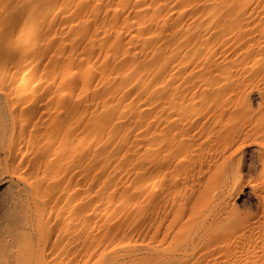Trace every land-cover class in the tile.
<instances>
[{"label": "rangeland", "instance_id": "374dc122", "mask_svg": "<svg viewBox=\"0 0 264 264\" xmlns=\"http://www.w3.org/2000/svg\"><path fill=\"white\" fill-rule=\"evenodd\" d=\"M27 1H31V0H18V1L2 0L0 4V11L1 13L6 14L9 13L11 7L16 6L18 9L17 15L19 17H22V15L24 14L22 9ZM33 1L37 2L39 5H43V3L45 2V0H33ZM121 1L122 3L120 2V0H114V1L106 0V2L105 0H83V1L82 0L80 1L50 0L51 5L45 8V13H43L44 17L39 16L38 19L35 18L32 27V30H36L35 32H39L41 29H44L45 24L47 28L50 27L49 30L47 31V34L45 35L44 40L39 45H35L33 41L31 43L32 45L29 46L28 52H23L21 54L19 63L16 65L12 61H10V59L7 60L8 58L0 60V90H2L1 92L6 91L11 87H12L11 90L17 91L18 87L20 86L22 87L25 84V81L27 82L28 79L33 78L32 84H29V86H27V89L25 91L27 92V94H29L30 96L29 99L34 101L33 98L36 99V97H39L37 95L40 94L46 96L45 100L47 98L49 99L48 104L46 105H45L46 102L43 100L42 102L41 101L38 102L37 104L38 106L34 107V105L33 106L29 105L30 107L24 110L23 115L21 116V119L23 120L21 122L22 137L18 142L15 141L11 142L9 141L10 135L8 134H11L12 132V128H10L12 124L10 123V121L12 119L13 122L14 118L11 113L9 114L7 112L10 111V107L3 100L5 96L2 93H0V96L3 95V97H0V99L2 98L1 99L2 101L0 100V215H1L0 239H2L5 235L4 233L7 224L10 223V225H13L11 226V228L13 229L20 228L21 221L16 220L19 217L22 218V220L24 221L27 218L26 222L27 221L34 222L36 220V217L38 216H40V218L47 219L49 217H53L54 212H57L60 215H62L59 217L60 219L72 218L73 217L72 213L76 208L75 207L76 204L77 207L80 208L89 207V209H91V214L88 218V220L90 221L99 220L102 217V215L106 213L107 210L115 208L114 211L116 212L117 217L112 221L114 222V227L115 228L125 227L129 223H134L137 220H139L140 216L145 211L144 204L146 203L147 200H149L148 202H152L153 200V203L155 204L156 202H158V200H160L161 190L164 184L166 183V181H168L171 176H172L171 180L175 181L177 184L175 186L179 187L180 189L178 202L181 205L179 207L180 208L179 210L180 211L184 210L185 205H183L182 202H184V198L189 194L190 191L193 190L195 191L197 189V187L200 184V177L198 176L199 174L197 173L195 174L190 171L192 169L191 166L195 165L193 164L192 161L193 155H191V157L186 155V157H184L185 159L181 158L177 162V167L174 168L175 170H173V168H170L169 170H163L160 172L157 171L159 169L158 162L164 160L165 156L167 157L168 155L165 154L163 149H161L160 147V143H159L160 137L157 132L158 128L157 129L155 128L157 127L158 125L157 122L159 123L160 118L158 117L157 114H155V111H157L159 105V100H156V98H158L161 93H174V92H179L181 89V86L179 85L180 74L177 73V69L179 70V67H177V65L174 63L175 61L173 62V60L170 59L171 68L175 66L176 69H175V75L167 79L168 75L171 72L167 73L165 71L167 61L164 63V61H161V58L163 55V50L166 49L167 52L169 50L171 51L173 47L179 42H181V40L183 39L184 36L182 34H184L185 32L184 21L186 17H189L190 20L196 19V23L198 25V30H199L197 31V33L203 34L205 36H210L209 33L212 31L214 25L215 26L218 25L220 26L221 24L224 25L226 22H228L229 19H232L234 20V23H237V25L233 26L232 29H226L223 32V34L220 36V38L213 40L211 36V38H209L210 40L208 41V45L210 46L213 45V46L224 47V51L226 53L225 54L226 59L224 65L226 71L222 70L223 75L220 74L221 80L218 81L216 88L223 86L226 83L229 74L230 90L226 94V102L229 107L231 105L238 107L239 112L236 117L231 118L227 122L228 126L239 127L243 124L242 126L246 127L247 123L249 122L251 110L256 109L257 104L259 102L258 98H255L256 92L258 93L259 91L261 93H264V88H263L264 61L262 60L255 63L251 70L245 68V66L247 65H243L242 63L243 60L241 58L240 51L238 50L239 46L237 43V35L238 33L242 32L245 29L247 30L250 29L252 31L253 37L259 35L258 29L261 27L260 24L261 22L258 23V21H259V17L264 16L262 15L264 14V0H254V1L253 0H217V2L216 0H161V1L160 0H148V1L121 0ZM200 1H202V3ZM83 2L85 3L83 4ZM225 4L226 6H228L229 4L231 5L236 4L235 11L228 19H226L227 17L226 13H230V12L224 11L223 7L225 6ZM17 5L18 6L20 5V7H18ZM76 5L81 10L79 12H83V13H78V14L76 13L77 10H79ZM122 5L124 9L123 7H121ZM150 5L152 8L150 7ZM143 6L145 8H143ZM106 8H108V11L106 10ZM140 8L141 9L143 8L142 11L143 10L144 11L142 12ZM185 8L187 9L185 10ZM56 9L59 10L61 13L59 11H56ZM112 9H116V10L111 11ZM179 9L181 10L180 12ZM118 10H120V12ZM121 10H123L124 12H122ZM53 11L56 12L53 14L52 13ZM170 11H174V14L172 15L173 12L170 13ZM116 12L118 14H116ZM121 12L124 16L121 14ZM96 13H98V15ZM240 13L244 15L241 16L239 15ZM51 15L53 16L50 17ZM60 15H63L65 19H63V16H61L62 17L61 18ZM103 15H105L104 18ZM120 15H122V18L120 17ZM56 16L57 18L56 20H54V17ZM85 16L87 18H85ZM97 17L99 18V20ZM209 17L210 20L208 21ZM49 18L50 20L52 19L53 21L51 20L52 21L51 22L50 20H48ZM102 18H103V22L105 23L101 21ZM85 20H87L86 22L91 24V27L88 23L87 25H85L86 24L84 22ZM157 20L159 21V23ZM175 20L178 21L179 24L184 26L183 27L178 26L177 28L176 27L172 28L171 25ZM243 20L244 22H242ZM245 20H248V22ZM54 21H56V24L55 23L53 24ZM82 22H84L85 24ZM73 23L76 24L73 25ZM81 23L82 26H79ZM17 24L18 25L16 26V29H18V33L13 34L12 36L13 38L12 41L13 40L14 41L13 42L9 41V43H7L6 42L7 38H5L2 47L0 49V52L8 53L9 51L6 49L13 48V44L15 48L16 47L21 48L22 46L29 44V42L26 43V41L27 39L31 38L30 35L34 32L31 31L30 29L29 30L30 33L28 32L29 35L28 33L27 35H25L24 34L25 30L23 29V27L19 25L20 18L17 20ZM62 26H64V28ZM67 26H69L68 27L69 29L67 28ZM76 26L77 28H75ZM104 26H106V28H104ZM71 27L73 28L70 29ZM93 27H95L94 28L95 31L97 30L96 32L93 31ZM82 29L84 30L81 33H79L80 30ZM113 29L117 31H114ZM88 30H90L89 31L90 33L87 32ZM107 31L108 32L110 31L109 32L110 35H108ZM118 31L120 34L117 33ZM17 34L24 35L25 38L24 36L21 37L18 36ZM52 34L54 35L51 37ZM78 34L80 35V37H78ZM113 35L114 38H112ZM120 35L122 38H120ZM164 36H166V40L163 46H161ZM92 39L94 40V42L91 41ZM47 41L48 43H46ZM125 41H127L126 42L127 44L125 43ZM83 42L86 43L83 44ZM91 42L93 43V46H91L92 45ZM248 42L250 43H247V45L251 47V49L253 50H256L257 47L259 46L258 44H260V40L258 42V39L256 38L253 39L251 38ZM9 44H11L10 47ZM128 44L130 45V48ZM44 45H46V47L49 45V48H45ZM61 45H63L62 48H60ZM107 46L108 47L111 46V47L108 48ZM94 47L95 49H97V50L93 49L95 52L92 50V48ZM44 48L47 50H45ZM103 51H105L104 52L105 54H103ZM106 53L110 54L109 57ZM51 54L53 56L55 55L56 57H53ZM104 56H105V62H102L104 59L102 61L101 59ZM106 56L109 58V60L108 58H106ZM98 58H100V60ZM2 60L3 61L5 60V62L2 63L3 62ZM34 61H39V63ZM3 64L4 65L6 64V68L3 67L4 66ZM73 64H82V66L86 69V72H84L83 75H81V78L76 74H74L73 76L70 75L67 76V78L64 80L61 79L60 73L63 65L73 66ZM29 65H31V67H29ZM33 68L35 69L36 72H34ZM157 69L159 70L157 71ZM32 70L34 72V75H32L33 73ZM95 70L98 71L96 72ZM248 70H249L248 74H245L244 71H248ZM255 70L260 72V74L257 75L254 72ZM5 74L7 77L5 76ZM253 74L257 75L258 77L253 76ZM23 75H25L26 77L23 78ZM165 75H166L165 80L162 82V78ZM85 76L86 78H84ZM57 77L58 79L56 80ZM67 80L69 81V83L67 82ZM101 81L103 82V84ZM54 82H56L55 85ZM177 83L179 86L178 85L175 86ZM258 83L260 86L258 85ZM95 87L96 89L98 87L99 88L94 91ZM225 87L227 91L228 86L225 85ZM246 87L247 90H245ZM83 88L86 90H82ZM238 89H240L239 92ZM77 92H79V94ZM83 92H86L87 94H82ZM61 93L63 94L65 93L64 96L63 94L61 95ZM33 95H35V97ZM82 95L83 96L86 95V96L83 97ZM71 97L73 98L71 99ZM75 97L77 100L74 99ZM249 97H251V99H249ZM112 98H114V100H112ZM253 99L256 101H254ZM4 105L7 106L9 110ZM252 105H254L253 106L255 107L254 109ZM5 108L7 110H5ZM46 112H48L49 115L46 118V120H44L41 117ZM59 112L62 113V115ZM9 116L12 118H10ZM79 117L81 118L79 119ZM8 124L9 125L11 124V126H9ZM2 128L6 130L4 131ZM42 132H44L45 135H42L43 134ZM4 137H6V139ZM249 140L241 144V145L245 144V146L239 145L238 146L239 149L237 147V151H235L234 153L235 158L233 156L232 162L235 163L234 165L235 167H237L240 174L243 173L242 176H244L243 179L245 182L250 183L249 181L251 182L255 181L257 183L258 182L257 180H260V176L262 174L264 175V171H262L264 169L262 168L261 165H259V162L256 160L258 159L257 156L259 151L256 148L255 142L253 140H251L253 142L251 141L249 142ZM60 142H62L66 146L67 149L66 155L65 154L59 155L60 152H58V154H54L53 152L54 148ZM13 144L15 146H13ZM248 144H250L251 146ZM253 147L255 148V151ZM27 148H29V150ZM243 149L244 150L246 149L245 152ZM252 150L256 154L252 152ZM24 153H25V157L23 156ZM242 153L244 157L241 160ZM248 153H250L249 158H251L252 156L251 160L253 159L254 162L253 164L252 161H250V159L247 158L249 160L248 161L245 158L246 154L248 155ZM27 157L31 158L32 160L30 164H28L30 168H26ZM46 158L50 160H47L48 161L47 162L45 160ZM53 158H55L54 159L55 161L51 162V159ZM49 162L52 163L51 167L56 169V174L52 178H48V176L45 174L44 171L45 167L49 166L48 164ZM248 162H251L250 165L251 164L254 165L256 162V164L254 165L255 168L254 171H253V167L251 168ZM4 165L6 167H4ZM240 165H242L244 168L241 166L242 167L241 169ZM247 166L249 167L250 170L251 169L252 170L248 171ZM5 168L6 171H4ZM244 169L246 172L244 171ZM247 171L250 174H248ZM258 171L259 172L261 171L260 174L262 172L263 173L260 175ZM157 174H159V177L157 180H154ZM255 174L256 177L254 176ZM34 175L37 177L35 178ZM246 175L247 178H245ZM15 176H19V177L26 176V177L22 178L24 179L23 181L21 178ZM17 179L18 181H16ZM26 181L29 182L25 183ZM85 182L86 183L88 182L87 185H84L86 184ZM124 183H127V185H125ZM10 185L13 186L12 189ZM16 186H19V188L17 187L18 190ZM24 186H26L27 188ZM75 186H77L76 189L74 188ZM20 187H21V191L24 188H26V191L29 189L31 191L18 193V191H20ZM247 188H249V190H247L249 193L246 191ZM72 189L74 190L71 191ZM250 189L251 187L247 185V187H243L242 192L240 195H238V197L233 198L234 200L233 199L231 200L230 198L227 199L226 202L228 203L229 209L232 205L242 206V207H238V211L242 216H246V217L256 216L259 213V210L257 209V203L255 198L253 199L254 196L252 193V189H251L252 194L250 193ZM10 190L12 191L15 190V191L14 192L11 191L10 193ZM37 190L44 191L42 197H39V195L36 193ZM146 190L149 191V193H146ZM23 191H25V189ZM245 191L248 193V196L250 197L248 198L250 200L246 198L247 193ZM6 194L7 196L14 195L12 196L14 198H10L9 196H8L9 198L6 197ZM27 194L31 195L35 200L33 198H32L33 200L28 199L31 198V196ZM121 194L126 195V198L130 199V201L128 200L129 203H126L125 200H121V198H119ZM19 195L22 198L21 197L19 198ZM24 195L27 197V199H25L26 197ZM6 198L11 199L12 201ZM15 198L16 199L18 198L17 199L18 203H15L16 201ZM24 200L25 202L26 200L28 201L25 203ZM241 200L243 201L242 204L245 203V201L249 203L248 205L247 203H245V205L249 207L243 206L244 204L239 205L240 204L239 201ZM1 201L3 202V204ZM32 201L36 203L33 204ZM249 201H251V204ZM218 202L219 200H217V198L214 197L213 199L208 200L206 203H204L205 206L202 207V216L200 218L201 219L205 218L207 215L216 212L219 209L218 205H220L218 204ZM10 204L11 206H8ZM36 204L38 205V207L36 206ZM3 206H6L7 210L6 207ZM1 208L3 209L2 212H1ZM17 208L19 210L21 208L22 209L19 211ZM35 208L37 209L39 208V209L37 210ZM248 208H250V210ZM207 209L209 210L207 211ZM12 210L13 213L11 212ZM36 211H38V213L40 211V214L35 213ZM8 212L11 214V216H8L10 215ZM22 213L24 214L22 215ZM233 213L235 214L234 211ZM19 214L23 217H21ZM204 215L205 217H203ZM3 220L6 222L3 223ZM122 244H124L123 246L126 245L125 242L121 243V246ZM116 247H118V244H116Z\"/></svg>", "mask_w": 264, "mask_h": 264}, {"label": "bare ground", "instance_id": "6f19581e", "mask_svg": "<svg viewBox=\"0 0 264 264\" xmlns=\"http://www.w3.org/2000/svg\"><path fill=\"white\" fill-rule=\"evenodd\" d=\"M1 1L2 0H0V4H1ZM105 2H106V0H105ZM120 2L122 3L121 0H120ZM200 2L202 3V1H200ZM207 2H209V1H207ZM216 2H217V0H216ZM15 3H17V2H15ZM84 3L85 2H83V4ZM129 3H132V2H129ZM231 3H233V2H231ZM112 4H114V3H112ZM145 4H146V2H145ZM50 5H51L50 0H45L43 5H39L37 2H35L33 0L27 1L24 5L23 9H22L23 13H24L22 15V17H19L17 15L18 9L16 6L11 7L9 10V13H6V14L1 13V11H0V49L2 47V44H3L5 38H7L6 39L7 43H9V41H11V42L14 41V40L12 41V39H13L12 36H13V34L18 33V29H16V26L18 25L17 20L19 18H20V24L19 25L21 27H23V29L25 30V33H24L25 35H27V33L29 32L30 29H31V31L34 32L30 35L31 38L27 39V41H26V43L29 42L28 45H24L21 48H18V47L15 48L14 44H13V48H9L12 43L9 44V47H7L9 49H6L9 52L8 51H6L8 53L0 52V60L8 58L7 60L10 59V61H12L16 65L19 63V59H20L21 54L23 52H28L29 46L32 45L31 43L33 41H34L33 43L35 45H39L44 40L45 35L47 34V31L49 30L50 27L47 28V26H45L46 25L45 24L44 25L45 28L41 29V30L39 29L40 30L39 32H35L36 30H32V27H33L35 18L38 19L39 16L44 17L43 13H45V8H47ZM125 5H127V4H125ZM159 5H161V4H159ZM196 5H197V3H196ZM79 6H80V4H79ZM111 6H113V5H111ZM18 7H20V5ZM121 7H123V5ZM147 7H149V6H147ZM150 7H151V5H150ZM235 7H236V4L235 5L229 4L228 6H226V4H225V6L223 7L224 11L230 12V13H226V15H227L226 19H228L233 14V12L235 11ZM89 8H90V6H89ZM143 8H145V7L143 6ZM78 9H79V7H78ZM123 9H124V7H123ZM127 9H128V7H127ZM137 9H139V8H137ZM142 9H141V11H142ZM186 9L187 8H185V10ZM106 10L108 11V8H106ZM114 10H116V9H112L111 11H114ZM135 10H136V8H135ZM56 11H59V10L56 9ZM56 11H53L52 13L54 14ZM79 11H81V10L80 9L77 10L76 13L77 14L83 13V12H79ZM100 11H102V10H100ZM118 11L120 12V10H118ZM121 11L124 12L123 10H121ZM180 11L181 10L179 9V12ZM122 12H121V14H122ZM177 12H178V10H177ZM98 13H96V14L98 15ZM170 13H172V15H173L174 11H170ZM116 14H118V13L116 12ZM105 15H103V18ZM122 15H120L121 18H122ZM239 15L243 16L244 14L240 13ZM262 15H264V14H262ZM52 16L53 15H51L50 17H52ZM61 16H63V15H60V17ZM56 18H57V16L54 17V20H56ZM85 18H87V17L85 16ZM103 18L101 20L102 22H103ZM63 19H65L64 16H63ZM79 19H80V16H79ZM82 19H83V17H82ZM129 19H131V18H129ZM226 19H225V21H226ZM48 20H50V18ZM98 20H99V18H98ZM163 20H165V19H163ZM209 20H210V17L208 18V21ZM50 21H49V23H50ZM86 21L87 20L84 21L86 24L84 22H82V23L87 25L88 22H86ZM89 21H92V20H89ZM245 21L248 22V20H245ZM242 22H244V20ZM259 22H261L260 23L261 27L258 29V34H259L258 36L253 37L252 31L250 29H248V30L245 29L242 32L238 33V35H237V43L239 46L238 50L240 51V55H241V58L243 60L242 63H243V65H247V66H245V68H248L249 70H251L253 65L255 63H257L258 61H262V60L264 61V16L259 17L258 23ZM54 23L56 24V21H54L53 24ZM82 23L79 26H82ZM103 23H105V22H103ZM158 23H159V21H158ZM75 24L73 23V25H75ZM184 24H185V26L179 24V22L176 20L173 22V24L171 25L172 28H175V27L177 28L178 26H180V27L184 26L185 27V32H184V34H182L184 37L181 40V42H179L178 44H176L173 47V49L171 51L169 50L167 52L166 49L163 50V55L161 58V61H164V63L167 61L165 71L167 73L171 72L168 75L167 79H169L175 75V69H176L175 66L173 68H171L170 59H172L173 62L175 61L174 63L177 65V67H179V70L177 69V73L180 74L179 85L181 86V89L179 92L161 93L159 95V97L156 98V100H159V105H158L157 111H155V114H157L158 117L160 118L159 123L157 122V124H158L157 127H155L156 129L158 128L157 132H158V135L160 137V139H159L160 147H161V149H163L165 154L168 155L167 157L165 156L164 160L158 162L159 169L157 171L160 172L163 170H169L170 168H173V170H175L174 168L177 167V162L181 158L186 157V155H188L189 157H191V155H193L192 161H193V164H195V165L191 166L192 169L190 171L192 173L199 174L198 176L200 177V184L197 187V189L195 191L194 190L190 191L187 196L185 195L186 197L184 198V202H182L183 205H185L184 210H182V211L179 210L180 209L179 207L181 205L178 202V197L180 195V189H179V187L175 186L177 184L175 181L171 180L172 179V176H171L170 179L168 181H166V183L164 184V186L161 190L160 200H158V202H156V204L153 203V200H152V202H148L149 200H147L146 203L144 204V207H145L144 210L145 211H144V213H142L139 220H137V221L135 220L136 222L129 223L125 227H119V228L114 227V222H112V221H113V219H115L117 217L116 212L114 211L115 208L107 210L106 213L103 214L99 220L90 221V220H88V218L91 214V209H89V207H87V208L77 207V204L75 205L76 208L74 209V212L73 213L71 212L73 217L67 218L68 220L63 219V218L60 219L59 217L62 215H60L57 212H54L53 217H49L47 219L40 218V216H38V217H36V220L34 222H28V221L26 222L27 218L24 221V220H22V218L19 217L16 220L21 221L20 228L13 229V228H11V226H13V225H10V223L7 224L6 229H5V233H4L5 235L2 239H0V264H264V175L262 174L263 172L261 173L262 174L261 175L260 174L261 171L260 172L258 171L261 176H260V180H257L258 181L257 183L255 181H252L255 183H252L251 181H249L251 184L248 182H245L243 179L244 176H242L243 173L240 174L239 170L234 165L235 163L232 162L234 153H235V151H237V147L239 145H241L242 143H245L246 141L251 139L255 142L256 148L259 151L258 156H257L258 159H256V160L259 162V165H261L262 168L264 169V93H261L258 91V93L256 92V95L254 94L256 96L255 98H258L259 102L257 104L256 109H254L255 107H253L255 104L252 105L254 110H251V112L249 111L250 112V118H249V122L247 123L246 127L242 126L243 124L239 127L228 126L227 122L231 118H234L237 116L239 109H238V107H235L234 105H231L229 107L227 105V102H226V94L230 90L229 89V83H230L229 74H228L226 83L223 86L216 88L218 81L221 80L220 74L223 75L222 70L226 71V68H224L225 67L224 65H225V59H226L225 54L226 53L224 51V47L213 46V45L210 46V45H208V41L210 40L209 38H211V36H212L213 40L220 38V36L223 34V32L226 29H232V27L237 25V23H234V20L229 19L228 22H226L224 25L223 24H221L220 26L214 25L212 28V31L209 33L210 36H205L203 34L197 33V31H199V30H198V25L196 23V19L190 20L189 17H186ZM51 25H52V23H51ZM89 25L91 27V24H89ZM97 25H98V22H97ZM133 25H134V23H133ZM49 26H50V24H49ZM118 26H119V24H118ZM62 27L64 28V26H62ZM68 27L69 26H67V28ZM86 27H83V28H86ZM72 28L73 27H71L70 29H72ZM75 28H77V26ZM94 28L95 27H93V31L96 32L97 30L95 31ZM104 28H106V26H104ZM115 29H113V30L117 31ZM83 30L84 29L80 30L79 33H81ZM90 30H88L87 32H89ZM102 31H103V28H102ZM119 31H122V30H119ZM119 31L117 33H119ZM85 32H86V30H85ZM109 32L107 31L108 35H110ZM29 33H28V35H29ZM21 34H23V33H21ZM54 34H52L51 37ZM104 34H105V32H104ZM17 35L21 36V37L24 36V35H19V34H17ZM78 37H80L79 34H78ZM24 38H25V36H24ZM112 38H114V35L112 36ZM120 38H122L121 35H120ZM251 38L252 39L253 38L258 39V42L260 40V44H258L259 46L257 47L256 50L251 49V47H249L247 45V43H250L248 41ZM146 39H147V37H146ZM165 40H166V36L163 37V41H162L161 46H163ZM48 41L46 43H48ZM85 41H87V40H85ZM91 41L94 42L93 39ZM119 42H121V41H119ZM126 42L127 41H125V43ZM85 43L83 42V44H85ZM111 43H112V41H111ZM81 44H79V45H81ZM89 44H90V42H89ZM46 45H44L45 48H49L50 44L47 47H46ZM62 46L63 45H61L60 48H62ZM91 46H93V43ZM110 47H108V48H110ZM253 47H255V46H253ZM129 48H130V45H129ZM52 49H53V47H52ZM78 49H79V47H78ZM93 49H95V47L92 48V50ZM45 50H47V49H45ZM95 50H97V49H95ZM42 52H45V51H42ZM104 52L105 51H103V54H105ZM51 53H52V50H51ZM107 53H109V52H107ZM73 55H74V53H73ZM107 55L109 57L110 54H107ZM53 57H56V56L54 55ZM93 57H94V55H93ZM108 57L106 56V58H108ZM22 58H23V56H22ZM74 58H75V56H74ZM31 59H32V57H31ZM80 59H81V57H80ZM83 59H85V58H83ZM98 59L100 60V58H98ZM96 60H97V58H96ZM108 60H109V58H108ZM101 61L105 62V56L101 59ZM4 62H5V60L2 63H4ZM34 62L39 63V61H34ZM111 63H114V62H111ZM6 64H7V62H6ZM6 64L5 65L3 64L4 65L3 67L6 68ZM100 64H101V62H100ZM29 67H31V65H29ZM27 68H26V70H27ZM33 70H34V72H36L34 68H33ZM33 70H32V72H33ZM91 70H93V69H91ZM158 70L159 69H157V71ZM249 70L244 71V73L248 74ZM17 71H18V69H17ZM95 71H93V72H95ZM150 71H152V70H150ZM6 72H7V70H6ZM34 72L32 73V75H34ZM84 72H86V69L82 66V64H73V66L63 65V67L61 69L60 77H61V79L64 80L67 78V76H69V75L73 76L74 74H76L77 76H79L81 78V75H83ZM155 72H153V73H155ZM254 72L257 75L260 74V72H258L256 70ZM4 73H5V71H4ZM257 75L253 74V76H257ZM5 76H6V74H5ZM97 76H98V73H97ZM124 76H126V75H124ZM24 77H26V76L23 75V78ZM165 77H166V75L163 76L162 82L165 80ZM231 77H233V76H231ZM84 78H86V76ZM57 79H58V77L56 78V80ZM32 82H33V78L28 79L27 82L25 81V84L22 87L21 86L18 87L17 91L11 90L12 87L6 91H3V92H1L2 90H0V93H2L5 96L3 100L10 107V111H7V112L9 114L11 113L13 118H14L13 122H12V119L10 121L12 126H11V124L10 125L8 124L9 126H11L10 128H12L11 134H8V135H10L9 141H11V142L12 141L18 142L22 137V132H21L22 123L21 122L23 120L21 119V116L23 115L24 110L29 108L30 107L29 105H32V106L34 105V107L38 106L37 104L39 101L42 102L44 100L46 102L45 105L48 104L49 99L47 98L45 100V98H46L45 95H41V94L37 95L39 97H36V99L33 98L34 101L29 99L30 96L25 91L27 89V86H29V84H32ZM67 82L69 83L68 80H67ZM55 83L56 82H54V85H55ZM48 84H49V81H48ZM79 84H80V82H79ZM99 84H100V82H99ZM102 84H103V82H102ZM177 85H178V83L175 86H177ZM225 85L228 86L227 91H226ZM258 85H259V83H258ZM218 88H220V89H218ZM97 89L95 87L94 91ZM82 90H86V89L83 88ZM239 90L240 89H238V92H239ZM245 90H247V87L245 88ZM63 92H65V91H63ZM86 92H83L82 94H87L88 92L87 93ZM262 92H263V90H262ZM77 93L79 94V92H77ZM62 94L63 93H61V95ZM64 94H63V96H64ZM3 95L0 97H3ZM33 96L35 97V95H33ZM85 96H83V97H85ZM72 98L73 97H71V99ZM252 98H253V96H252ZM74 99H76V97ZM78 99H79V97H78ZM249 99H251V97H249ZM112 100H114V98H112ZM254 101H256V100H254ZM254 101H252V102H254ZM92 104H93V102H92ZM1 107H3V106H1ZM5 107H7V106H5ZM5 110H7V109L5 108ZM8 110H9V108H8ZM42 111H40V112H42ZM38 113H39V111H38ZM60 114L62 115V113H60ZM48 115H49L48 112H46L41 118L46 120ZM10 118H12V117H10ZM35 118H36V116H35ZM80 118L81 117H79V119ZM7 120H8V118H7ZM117 120H119V119H117ZM42 123H43V121H42ZM28 128H29V126H28ZM7 133H10V132H7ZM42 133H43L42 135H45L44 132H42ZM128 134H129V132H128ZM3 136H4V134H3ZM6 137H7V135H6ZM6 137H4V138L6 139ZM131 138H132V135H131ZM251 140H249V142ZM253 141H251V142H253ZM24 144H23V146H24ZM250 144H248V145H250ZM4 146H5V144H4ZM13 146H15V145L13 144ZM98 146H100V145H98ZM145 146H143V147H145ZM241 146H245V144L241 145ZM27 149L29 150V148H27ZM238 149H239V147H238ZM253 149L255 151L254 147H253ZM23 150H24V147H23ZM23 150H22V152H23ZM245 150H244V152H245ZM254 151L252 150V152H254ZM53 152H54V154H58V152H60L59 155H63V154L66 155L67 149H66V146L62 142H60L54 148ZM20 155H22V154H20ZM23 156L25 157V153L23 154ZM241 156H242L241 157V160H242L244 157L243 153ZM249 156H250V153H248V155L246 154L245 158L250 159V161H252V164H253L254 163L253 159L251 160L252 156H251V158H249ZM234 158H235V156H234ZM255 158H256V156H255ZM54 159L55 158L51 159V162H54L55 161ZM246 159H244V160H246ZM45 160L47 161L50 159L46 158ZM31 161H32L31 158L27 157L26 168H30V166L28 164H30ZM188 163H189V161H188ZM241 163H242V161H241ZM248 163H249V166L251 168L253 167V171H254V169H255L254 165L256 164V162L254 165H252V164L250 165L251 162H248ZM48 164H49V166L45 167L44 171H45V174L48 176V178H52L56 174V169L51 167L52 163L49 162ZM39 165H41V164H39ZM241 166L242 165H240V168L242 169L243 166L242 167ZM4 167H6V166L4 165ZM23 167H24V165H23ZM113 167H114V165H113ZM7 168H8V166H7ZM127 168H128V166H127ZM247 168L249 171L250 169L248 166H247ZM256 169H257V166H256ZM20 170H21V168H20ZM147 170H148V168H147ZM4 171H6V168ZM244 171H245V169H244ZM262 171H264V170H262ZM37 172H39V171H37ZM248 174H250V173L248 172ZM244 175H245V173H244ZM249 176H251V175H249ZM254 176L256 177V174ZM257 176H259V175H257ZM15 177H19V176H15ZM24 177H26V176L19 177V178L22 179ZM36 177L37 176H35V178ZM158 177H159V174H157L155 176L154 180H157ZM245 178H247V175ZM257 179H258V177H257ZM22 180L24 181V179H22ZM16 181H18V179ZM28 182L26 181L25 183H28ZM87 183L84 185H87ZM124 184L127 185V183H124ZM69 185H70V183H69ZM247 185L250 186L252 189V193L254 196L253 199L255 198L256 203H257V209L259 210V213L253 217L242 216L240 214V212L238 211V207H242V206H233L232 205L229 209L228 203L226 202V200L229 198L232 200L233 198L238 197V195L241 194L243 187H247ZM19 186H20V184H19ZM19 186H16V188L17 187L19 188ZM10 187H11V189L13 188V186H11V185H10ZM24 187H26V186H24ZM27 187H28V185H27ZM59 187H61V186H59ZM95 187H96V185H95ZM18 188H17V190H18ZM26 188H24L25 191H23L24 189L21 191V187H20V191H18V193L31 191L29 188H28L29 190L26 191ZM74 188L76 189L77 186H75ZM251 189H250V193H251ZM73 190L74 189H72L71 191H73ZM154 190H156V189H154ZM184 190H185V188H184ZM187 190H188V188H187ZM247 190H249V188H247L246 191ZM11 191L12 190H10V193H11ZM14 191L15 190H13L12 192H14ZM43 192L44 191H42V190H37L36 193L39 195V197H42ZM146 193H149V191L146 190ZM246 193H245V195H246ZM248 193H247L246 198L249 197ZM7 194H6V197L9 196L10 198H14V197H12L14 195H11V196L8 195L7 196ZM29 194H30V192H29ZM29 194H27V195H29ZM66 195H67V193H66ZM29 196H31V195H29ZM15 197H16V195H15ZM20 197L21 196L19 195V198ZM214 197H216L217 200H219V202H218V204H220V205H218L219 209L218 210L216 209L217 210L216 212L211 213V214L207 215L206 217L204 215L203 217H205V218L201 219L200 217L202 216V207L205 206L204 203H206L208 200L213 199ZM8 198H6V199H8ZM32 198L33 197L31 196V198H28V199L33 200L34 198L33 199ZM119 198H121V200H125L126 203H129L128 200L130 201V199L126 198V195H124V194H121L119 196ZM246 198H245V200H246ZM17 199H16V201H17ZM25 199H27V197ZM8 200H11V199H8ZM31 200H30V202H31ZM16 201H15V203H18V201L17 202ZM27 201L28 200H26V202ZM144 201H145V199H144ZM24 202H25V200H24ZM242 202H243L242 200L239 201V203H240L239 205L244 204L243 206H246L245 203H247V202L245 201V203H243V204H242ZM249 202L251 204V201H249ZM32 203L35 204L36 202L34 203L32 201ZM2 204H3V202H2ZM11 204L8 206H11ZM248 204L249 203H247V205ZM13 205H15V204H13ZM29 205H31V204H29ZM36 206L38 207L37 204H36ZM132 206H133V204H132ZM3 207H6V206H3ZM212 207H213V205H212ZM246 207H249V206H246ZM12 209H13V207H12ZM35 209H37V208H35ZM248 209L250 210V208H248ZM2 210L3 209L1 208V212H2ZM6 210H7V207H6ZM208 210L209 209H207V211ZM233 211L235 212V214L233 213ZM11 212L13 213V210ZM24 213H22V215ZM35 213L40 214V211H39V213H38V211H36ZM119 213H121V212H119ZM29 214H30V212H29ZM8 216H11V214ZM0 217H1V215H0ZM21 217H23V216H21ZM4 218H6V217H4ZM92 218H94V217H92ZM24 219H25V217H24ZM10 220H11V218H10ZM12 221H14V220H12ZM5 222L6 221L3 220V223H5ZM123 242L126 243L125 246H123L124 244H122V246H121V243H123ZM116 244H118V247H116ZM119 244H120V246H119ZM12 248H14V249H12Z\"/></svg>", "mask_w": 264, "mask_h": 264}]
</instances>
